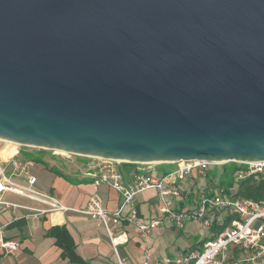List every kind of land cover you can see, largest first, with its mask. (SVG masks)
<instances>
[{"label":"water","instance_id":"1","mask_svg":"<svg viewBox=\"0 0 264 264\" xmlns=\"http://www.w3.org/2000/svg\"><path fill=\"white\" fill-rule=\"evenodd\" d=\"M0 139L263 161L264 0H0Z\"/></svg>","mask_w":264,"mask_h":264},{"label":"built area","instance_id":"2","mask_svg":"<svg viewBox=\"0 0 264 264\" xmlns=\"http://www.w3.org/2000/svg\"><path fill=\"white\" fill-rule=\"evenodd\" d=\"M15 145L9 157L5 160L0 157V209L7 207L15 211L20 208L36 216L68 211L89 216L105 225L116 252L121 242L127 240L126 233H117V224L133 225L142 237H147L165 222L183 229L187 222L196 221L206 232L203 247L201 250L182 254L176 259L177 264H264V197L260 200L243 198L238 195L237 190L229 193L224 188L217 187L209 178L215 166L237 161H180L169 163L172 166L167 173L157 175L151 170L136 169L130 179H127L121 170L124 163L122 161L44 149L51 150L64 159L86 160L80 164V172L93 178L96 191L90 196L86 207L75 208L65 205L52 194L36 192L33 189L36 178L30 174L27 177L28 187L13 182V177L19 176V168L23 167L28 174L19 159L20 144ZM237 163L244 167L233 175L236 185L250 177H264V160ZM9 165L13 166L10 173ZM197 177L203 181L201 186L181 184ZM101 184H108L120 193L121 203L117 210L109 211L106 208L104 198L99 192ZM150 189L158 191L157 205L161 212L159 217H145L137 204V196ZM7 192L38 202L42 207L11 202L6 199ZM29 216L23 215L24 218ZM227 221L230 222L225 229L213 231L214 226H224ZM8 226L9 224L0 226V249L5 254L15 255L20 250V243L6 236ZM144 264H150L149 258Z\"/></svg>","mask_w":264,"mask_h":264},{"label":"crops","instance_id":"3","mask_svg":"<svg viewBox=\"0 0 264 264\" xmlns=\"http://www.w3.org/2000/svg\"><path fill=\"white\" fill-rule=\"evenodd\" d=\"M51 155L54 160L55 157L59 158V156H56L54 153ZM19 159L23 162V166L26 167L28 174H26V171L21 167L19 168V176H15L16 179L13 177V181L18 182L19 186L28 187L29 183L27 177L30 174L36 178V183L33 185V189L36 192L41 194H52L69 207H86L90 196L96 191L93 178L84 176L78 170H76L78 171L77 173L73 174V170L71 172L69 169H62L59 159H57L55 164L60 166V169L56 166L51 167L47 165L46 168H40L38 172L33 171L37 162L23 157H19ZM80 159L82 158H75L73 160L75 164L80 165ZM2 160H5V158H2ZM168 168L169 167L164 166L156 167L139 164L130 172L125 171L124 174L127 179H130L132 173L136 169H146L153 171L154 174L161 175L166 173ZM8 170L10 173L13 170V166L9 165ZM44 179L49 180L48 185L43 183ZM186 183L201 186L203 181L197 177L196 179L184 181L181 184ZM99 192L103 196L104 204L109 211H115L119 208L121 195L118 191L108 184H101L99 186ZM17 196L20 197L19 202L9 200L7 196L6 199L18 204L42 207L38 202L20 195ZM157 200L158 191L156 189L147 190L137 196L138 207L145 217V211L142 209L143 204L148 206L150 218L158 217V214L161 215ZM25 214H29L30 216L24 218L23 215ZM187 223H191L193 224L192 226H194L195 230H192L194 231V239L185 248L178 246L175 255L169 253L168 246L169 243L171 245V242H176V237L167 234L166 230L172 228L174 231H178V233L182 234L186 231L185 227L180 229L170 222H165L164 225L162 224V228L157 229V227V230L155 229L150 235L142 237L135 226L127 223L122 225L117 224L115 225L117 233H126L127 240L121 242L118 246V252L116 253L109 235L102 229L101 222L89 216L72 211L36 216L20 208L14 211L12 208L5 207L0 209V226L9 224L7 229L14 226L19 227L18 229L15 228V231L10 235L7 234L6 229L5 234L8 238L19 240L21 248L15 255H4V252L0 249V263L22 264V261L30 259H37L47 264L56 261L68 262V260H63L61 258L62 249L57 246L56 239L51 234L53 228L65 227L74 239L77 246V253L84 259L89 260L91 264H94L96 261L101 262L100 264H104L105 258L113 254V251L114 254H119L120 258L124 261L126 260L125 262L129 264H138L137 261H135L136 259L134 260L136 257L133 256L136 252L142 254L141 257H143L144 263L149 258L150 264H177V258L191 250L200 249V243L205 239V237L202 239L197 237L203 232L198 222L193 221ZM120 247H122L123 250H121ZM122 256H125V258L123 259Z\"/></svg>","mask_w":264,"mask_h":264},{"label":"rangeland","instance_id":"4","mask_svg":"<svg viewBox=\"0 0 264 264\" xmlns=\"http://www.w3.org/2000/svg\"><path fill=\"white\" fill-rule=\"evenodd\" d=\"M20 145L18 146L20 148V150H21V153L19 154V157L27 158V159H30V160H33V161L37 162L35 164L34 169H33L34 172H38V170L40 168H42V167L46 168L47 165H49L51 167L56 166V167L59 168L60 166H57L55 164L56 161H57V159L60 160V164H61L62 169H67V170L69 169L71 172L73 170V172H72L73 174L77 173L78 171H81L80 165L75 164V161L73 159H64L62 157H59V158H56L55 157V160H54L52 158V155H51L53 153L51 150H45V151H43L44 149H40V148H36V147H28V146H24V145L23 146L22 145L20 146ZM12 146H16V145L10 143L9 141L0 140V157L1 158H7L10 155V153L7 154V155H2L1 154V151H3V150H6L7 151L9 148H12ZM80 161H81L80 162V164H81L82 162H84L86 160L85 159H80ZM148 164L151 165V166H156V167H162V166L169 167V166H172L169 163H148ZM220 166H222V165L220 164ZM76 170H78V171H76ZM214 173L215 172H210V174H209V178L210 179L213 178V174ZM40 176H41V173H40ZM14 179H16V178L14 177ZM217 181H219L218 178L214 179V182L215 183H217ZM13 182L14 183H17L19 185L18 182H16V181H13ZM43 183L45 185H48L49 180L44 179L43 180ZM237 188H238V185L235 184L232 189L233 190H237ZM42 194H44V193H42ZM6 196H7V198L9 200L19 202L20 197L17 196V195H15V194H13V193H9L8 192ZM142 209L145 211L146 217L150 218V216H149L150 215V212H149L148 206L146 204H143ZM159 216L160 215L158 214V217ZM151 218H154V217H151ZM101 225H102V229L104 230V232H106V234L108 235V232H107V229H106L105 225L103 223H101ZM163 225H161L157 229L162 228ZM192 225L193 224H191V223H186V226H185L186 231H185V233H182V234L178 233V231H174V229H172V228H170L169 230H166L167 231V234L174 235V237H176V242L175 243H172L171 242V245L169 243V246H168L169 253L175 255L177 253L178 246H180L182 248L183 247L185 248V247H187L192 242V240L194 239V234H193L194 231H192V230H195L194 229V226H192ZM15 228L18 229L19 227L18 226H14V227L8 228L7 229V234L10 235L11 233H13L15 231ZM205 236H206V232L203 230V232H201V235H199L197 237L200 238V239H202ZM13 240H15V239H13ZM16 241L19 242V240H16ZM20 248H21V245H20ZM120 249L123 250L122 247H120ZM114 251H113V254H110L108 257L105 258L104 264H121V261L123 262L122 264H129L128 262L127 263L125 262L126 260L125 261L122 260L120 258V255L119 254H114ZM4 255H9V254H5L4 253ZM141 255L142 254H139L137 252L135 254H133V256L136 257V258H134V260L136 259L135 261H137L138 264H143L144 263L143 257H141ZM122 257H123V259L125 258V256H122ZM100 263L101 262L96 261L94 264H100ZM22 264H47V263L38 261L37 259H30V260H24V261H22ZM48 264H72V263H70L69 261L68 262L67 261H56V262L48 263Z\"/></svg>","mask_w":264,"mask_h":264},{"label":"trees","instance_id":"5","mask_svg":"<svg viewBox=\"0 0 264 264\" xmlns=\"http://www.w3.org/2000/svg\"><path fill=\"white\" fill-rule=\"evenodd\" d=\"M136 165L137 164L135 163L124 162L121 165V170L123 172H130ZM243 167L244 166H241L237 162H229L223 164L222 166H215L213 168V172L215 173L213 174L212 183H214L219 188H224L227 192L230 193L231 190H233V186L235 185L233 175L237 170ZM170 169L171 167L169 166L167 172H169ZM216 178L219 179L217 183L214 182V179ZM237 191L239 192L238 195L243 198L260 200L264 197V177H250L243 180L240 184H238ZM231 219L232 218H230V220ZM229 222L230 221H227L224 226H214L213 231L216 232L225 229L228 226ZM51 234L55 237L57 246L62 249V259L68 260L72 264H91L89 260L84 259L77 253V246L74 242V239L65 227H55L52 229ZM203 243L204 240L200 243V249L198 250L202 249Z\"/></svg>","mask_w":264,"mask_h":264},{"label":"bare ground","instance_id":"6","mask_svg":"<svg viewBox=\"0 0 264 264\" xmlns=\"http://www.w3.org/2000/svg\"><path fill=\"white\" fill-rule=\"evenodd\" d=\"M0 140H2V139H0ZM10 142V141H9ZM10 143H12V144H15V143H13V142H10ZM14 148H15V146H12V148H9L7 151L6 150H3V151H1V154L2 155H7V154H9L10 153V155L13 153V151H14ZM9 155V156H10ZM8 156V157H9ZM151 163V162H150ZM153 163V162H152Z\"/></svg>","mask_w":264,"mask_h":264}]
</instances>
